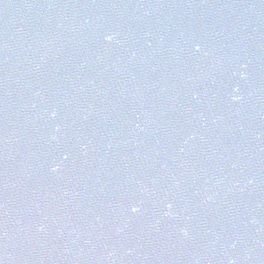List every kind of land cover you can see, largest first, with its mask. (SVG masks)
I'll return each mask as SVG.
<instances>
[{"label": "water", "instance_id": "1", "mask_svg": "<svg viewBox=\"0 0 264 264\" xmlns=\"http://www.w3.org/2000/svg\"><path fill=\"white\" fill-rule=\"evenodd\" d=\"M0 264H264V0H0Z\"/></svg>", "mask_w": 264, "mask_h": 264}, {"label": "clouds", "instance_id": "2", "mask_svg": "<svg viewBox=\"0 0 264 264\" xmlns=\"http://www.w3.org/2000/svg\"><path fill=\"white\" fill-rule=\"evenodd\" d=\"M108 39H111V37H107ZM241 75H243V74H241ZM238 97H233V99H237ZM52 115L54 116L55 115V113L53 112L52 113ZM56 169H55V167L53 168V171H55Z\"/></svg>", "mask_w": 264, "mask_h": 264}, {"label": "snow or ice", "instance_id": "3", "mask_svg": "<svg viewBox=\"0 0 264 264\" xmlns=\"http://www.w3.org/2000/svg\"><path fill=\"white\" fill-rule=\"evenodd\" d=\"M132 211H133V212H135V211H136V209H135V208H133V209H132Z\"/></svg>", "mask_w": 264, "mask_h": 264}]
</instances>
